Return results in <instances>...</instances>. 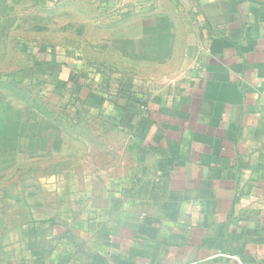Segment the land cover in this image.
<instances>
[{"label": "crops", "instance_id": "crops-1", "mask_svg": "<svg viewBox=\"0 0 264 264\" xmlns=\"http://www.w3.org/2000/svg\"><path fill=\"white\" fill-rule=\"evenodd\" d=\"M42 4L87 28L32 79L78 147L49 151L57 190L26 211L24 261L264 264V0ZM15 228L0 264H27Z\"/></svg>", "mask_w": 264, "mask_h": 264}, {"label": "rangeland", "instance_id": "rangeland-1", "mask_svg": "<svg viewBox=\"0 0 264 264\" xmlns=\"http://www.w3.org/2000/svg\"><path fill=\"white\" fill-rule=\"evenodd\" d=\"M43 1L53 0H0V226L16 225L7 236L13 243L12 251L21 261H24L21 255L26 254L23 242L27 237L21 229L32 226L30 220H33L27 218L26 211L42 205L43 195L51 199L57 190L51 179H45L55 171L54 154L49 151L59 146L78 147L75 138L69 137L74 131L71 125L56 119L54 110L46 105L49 95L42 90L45 86L41 88L32 79L36 76L38 60L44 64L52 50L84 45L87 27L79 21L84 20L85 14L80 11L73 18L66 9L44 8ZM73 21L78 24L72 25ZM41 77H45L43 82L47 81V75ZM11 96L15 104L10 110ZM4 115L9 117L8 121ZM12 116L14 121L10 120ZM5 124L15 131L12 139L3 135ZM71 156L81 168L86 155ZM37 159L45 163L34 164ZM68 160L67 157L61 162ZM85 189L81 185L78 190L84 193ZM95 189L100 191V186H94V193ZM80 203L84 205V201H77V207ZM76 220L80 225L82 219Z\"/></svg>", "mask_w": 264, "mask_h": 264}]
</instances>
